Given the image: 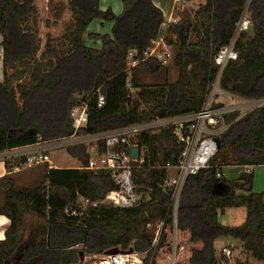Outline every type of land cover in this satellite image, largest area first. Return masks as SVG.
Returning <instances> with one entry per match:
<instances>
[{
	"label": "trees",
	"instance_id": "trees-1",
	"mask_svg": "<svg viewBox=\"0 0 264 264\" xmlns=\"http://www.w3.org/2000/svg\"><path fill=\"white\" fill-rule=\"evenodd\" d=\"M204 1L192 20L171 25L165 36L167 47L177 48V81L170 83L165 77L162 83L139 86L135 78L130 84L131 73L159 75L166 67L145 55L165 22L153 0H122L120 15L102 11L101 0H0V152L34 145L39 138L72 136L70 114L82 103L76 96L83 91L89 96L90 119L79 135L198 112L218 71L213 58L233 38L249 0ZM249 12L253 27L239 36L238 60L227 66L222 88L239 98L259 99L264 98V0H253ZM95 20L111 23V34L88 33ZM133 51L140 63L128 69ZM98 91L106 99L101 109ZM228 119L235 122L222 137L212 166L187 180L176 222L170 195L161 189L165 167L177 165L183 150L170 128L139 137L145 158L142 165L134 163L133 179L150 200L131 209L93 206L117 188L107 172L44 165L39 188H19L11 162L6 161L8 174L0 178V216L7 217L10 226L0 242V264H75L81 254L113 249L147 252L145 264H226L214 248L221 237L239 240L264 263V194L253 191L254 173L241 174L239 187L218 178L229 159L230 165L264 166V108ZM69 153L81 167L88 166L87 146L69 148ZM221 181L230 189L214 196ZM239 190L246 195L238 196ZM82 201L90 206L83 208ZM240 207H246L244 224L220 223L226 209ZM156 218L165 221L152 249L154 236L146 226Z\"/></svg>",
	"mask_w": 264,
	"mask_h": 264
},
{
	"label": "built area",
	"instance_id": "built-area-1",
	"mask_svg": "<svg viewBox=\"0 0 264 264\" xmlns=\"http://www.w3.org/2000/svg\"><path fill=\"white\" fill-rule=\"evenodd\" d=\"M252 1H248L245 12L237 21L234 36L229 44L224 46L213 58V63L218 67V71L215 78L210 80L202 108L198 112L132 124L97 134L79 135V131L88 126L90 119L89 96L83 91L76 96L78 100L82 99V103L76 105L70 114L74 128L72 136L50 141L39 138L34 145L0 152V158L11 163L15 159L20 160L17 165L13 166L12 173H20L40 165H48L49 169H53L50 161L52 151L85 145L89 148L90 159L86 168L80 167L79 169L107 172L112 176L117 187L109 192L104 200L93 204V206L110 205L120 209H131L150 200V197L148 192L140 190L134 182L133 170L137 168L134 165L137 161L131 159L130 149L134 146L140 149L138 163L144 164L145 149L139 147L138 144L140 135L170 128L178 143L183 144V150L177 165L168 164L165 167L167 177L161 185V189L170 195V207L173 208L176 222L182 190L191 176L212 166V161L220 148L219 141L221 142L222 137L235 122H230L228 117L235 113H238L239 116L241 114L240 117H242L251 111L264 108V98H239L222 88V79L227 66L238 60L236 43L239 36L253 27L249 12ZM186 3L185 0H181V8L176 7L175 10H182ZM178 23L179 20L173 17L162 24L161 36L145 53L146 58L155 57L160 59L163 65H167L166 59L170 57V54L167 51L165 36L169 27ZM135 55V51L129 54L128 69H132L140 63L135 59ZM105 104V97L98 91L97 107L101 109ZM101 145H104L103 153L100 152ZM171 171L176 173L175 176L169 174ZM218 178L222 179L223 175L219 173ZM161 226L158 236L152 244V249H155L159 242L164 222ZM144 255H147V252H135L134 250L132 254H129L128 251L116 254L108 252L86 254L81 261L75 264H145L147 257L144 258ZM222 256L230 260L233 252L228 247L223 248Z\"/></svg>",
	"mask_w": 264,
	"mask_h": 264
},
{
	"label": "rangeland",
	"instance_id": "rangeland-1",
	"mask_svg": "<svg viewBox=\"0 0 264 264\" xmlns=\"http://www.w3.org/2000/svg\"><path fill=\"white\" fill-rule=\"evenodd\" d=\"M114 2V0H112ZM169 2V8L176 7L181 8V0H168ZM116 4H119L117 0H115ZM205 2L198 0L193 3H187L182 10H177L176 16L178 17L179 23H184L188 20H192L194 17L195 11L204 4ZM122 4V0L120 2ZM251 15V14H250ZM95 20L92 22V24L89 26V30L92 32H97L98 34H111L112 31V24L106 23L104 25L98 26V23ZM195 39L192 38L191 41H194ZM3 38L0 34V49L2 44ZM88 45L92 46L93 41L88 40ZM164 52V49H162ZM167 51L170 54V57L167 58V65H165V70L161 72L159 75H154L152 73H148L146 71H137L135 74L131 73L129 75V82L131 84V81L133 78H135L134 82L135 85L138 84L139 86L142 85H154L158 83H162L167 77L168 81L170 83H175L179 76V71L175 65V57L177 55V48H169L167 47ZM195 82V81H194ZM198 84L197 82H195ZM130 89H132V86L130 85ZM133 91V90H132ZM134 92V91H133ZM241 116V114H240ZM239 116V117H240ZM243 117V116H242ZM145 149V148H144ZM229 149L225 153L226 155H229ZM50 161L51 165L56 169H79L82 164L79 160L75 159L70 153L69 148H62L55 151H52L50 153ZM226 161L224 159L221 164H223ZM230 162V159L228 160ZM227 161V162H228ZM228 162V166H235L230 165ZM2 163H0V171L2 170ZM240 168L238 167H227V165H223L221 167V170H218L219 173H223L224 179L227 180L229 183H236L238 182V178L240 175ZM257 169V170H256ZM252 171L259 172L258 179L264 178V166H256V168L251 169ZM46 172V166L40 165V166H34L31 167L22 173L13 175L17 181V187L19 188H33L37 189L41 185V180L43 178L44 173ZM175 172L173 175L175 176ZM172 176V175H171ZM254 191V190H253ZM3 201V197L0 194V204ZM81 205L83 208L89 207L90 204H84V202H81ZM169 205L171 206V200L169 201ZM246 217L243 212L235 211L234 209H227L226 215L220 216V221L225 226L230 227H237L244 223ZM165 220H162L160 218L151 219L149 221V224L146 226L147 230L154 236L153 243L155 242L157 238L158 231L161 229V225ZM218 240V239H217ZM228 246L229 249L233 252L232 259L227 260L224 256H222V248ZM216 249L218 252H216V257L222 259L226 264H264L262 262H258L251 253L247 252L240 241H236L232 238H225L221 237L219 238L218 243L216 244ZM129 251V250H128ZM216 251V250H215ZM85 254H83L84 258ZM148 255H144V258ZM82 259H80L81 261Z\"/></svg>",
	"mask_w": 264,
	"mask_h": 264
},
{
	"label": "crops",
	"instance_id": "crops-1",
	"mask_svg": "<svg viewBox=\"0 0 264 264\" xmlns=\"http://www.w3.org/2000/svg\"><path fill=\"white\" fill-rule=\"evenodd\" d=\"M117 1L119 2V4H116L115 0H114V2L112 0H101V10L106 11L108 9H111L116 15H120L122 13V10H123V5L120 4L121 0H117ZM201 1L205 2L204 0H201ZM153 2H154V5L159 10H161V12L163 13L164 20L166 22L169 21V19H171L173 17L178 19V17L176 16L177 11L174 9L173 5L171 8H169L168 0H153ZM96 22L98 23V26L106 24V23H103V21H101V20H97ZM88 33H97V32H92L88 29ZM2 80H3V48L1 46V49H0V82ZM19 161H20L19 159H15L14 162L11 163L12 169H13V166L17 165V163ZM0 163L3 164L2 170L0 171V178H2L8 174V171H7L6 166H5V161L1 158H0ZM232 165H234V164H232ZM227 167H238V168H240L239 169L240 170L239 178H240L241 174H243V173L253 172L254 173L253 190L255 193L264 194V178L261 177V179H258L259 172L257 173L256 171L251 170V169L256 168V167L250 168V167H242V166H236V165L235 166H227ZM20 173H22V172H20ZM173 173H174V171L169 172V174H171V175H173ZM16 174H19V173H13V175H16ZM221 174L223 175V173H221ZM223 178H224V176H223ZM239 178H238V180H239ZM237 195L238 196H244V195H246V193L239 190V191H237ZM231 209H234L235 211L243 212L245 217H246V207L231 208ZM226 211H227V209L225 210V212L221 216L224 217L226 215ZM245 221H246V219H245ZM220 223L222 224L221 221H220ZM9 226H10V220L5 216H0V242L5 239V233L8 230ZM218 241H219V239L214 242V248H215L216 252H218L216 249V244L218 243ZM236 241H239V240H236ZM226 247H228V246H225L223 248H226Z\"/></svg>",
	"mask_w": 264,
	"mask_h": 264
},
{
	"label": "water",
	"instance_id": "water-1",
	"mask_svg": "<svg viewBox=\"0 0 264 264\" xmlns=\"http://www.w3.org/2000/svg\"><path fill=\"white\" fill-rule=\"evenodd\" d=\"M219 146H221V142L219 141ZM130 156H131V159L134 160V161H139L140 160V149L136 146L134 147H131L130 149ZM235 186L236 187H239L240 186V182H236L235 183ZM230 187L224 182V181H221V182H218L214 189H213V195L214 196H221V195H224L226 194L228 191H229ZM80 209H77L76 212H79ZM70 213H73V210L70 211ZM121 251H119L118 249H113V250H110L108 251V253H119ZM129 254H132L133 253V250H129L128 251ZM81 259H83V254H81Z\"/></svg>",
	"mask_w": 264,
	"mask_h": 264
}]
</instances>
